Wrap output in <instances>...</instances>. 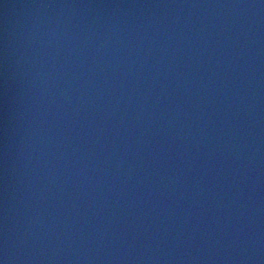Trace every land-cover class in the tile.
Segmentation results:
<instances>
[{"label": "water", "instance_id": "95a60500", "mask_svg": "<svg viewBox=\"0 0 264 264\" xmlns=\"http://www.w3.org/2000/svg\"><path fill=\"white\" fill-rule=\"evenodd\" d=\"M0 264H264V0H0Z\"/></svg>", "mask_w": 264, "mask_h": 264}]
</instances>
